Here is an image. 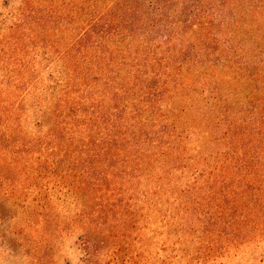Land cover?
Returning <instances> with one entry per match:
<instances>
[{
  "label": "trees",
  "instance_id": "obj_1",
  "mask_svg": "<svg viewBox=\"0 0 264 264\" xmlns=\"http://www.w3.org/2000/svg\"><path fill=\"white\" fill-rule=\"evenodd\" d=\"M204 3L2 0L10 197L65 184L104 242L139 196L142 258L156 223L187 264L264 243V0Z\"/></svg>",
  "mask_w": 264,
  "mask_h": 264
},
{
  "label": "rangeland",
  "instance_id": "obj_2",
  "mask_svg": "<svg viewBox=\"0 0 264 264\" xmlns=\"http://www.w3.org/2000/svg\"><path fill=\"white\" fill-rule=\"evenodd\" d=\"M1 1L0 19H3L10 8H3ZM11 1L15 6L20 2ZM212 1L218 4V0H205L202 6ZM260 1L230 0L239 12L241 6L244 8V2L251 5ZM45 187L46 194L42 197L31 190L27 196L15 198L8 194V183L0 184V264H187V260L180 259L171 247H165L158 223L153 227L158 230L157 235L141 257L139 196L128 201L133 206L130 213L119 217L125 224L135 221L132 228L125 227L119 235L116 230L119 218L111 215L113 233L103 242L98 235L92 236L77 223L76 217L82 207L68 186L50 182L45 183ZM46 216L53 225L46 223ZM206 264H264V243L232 248Z\"/></svg>",
  "mask_w": 264,
  "mask_h": 264
}]
</instances>
